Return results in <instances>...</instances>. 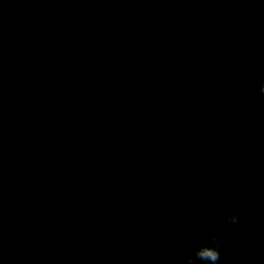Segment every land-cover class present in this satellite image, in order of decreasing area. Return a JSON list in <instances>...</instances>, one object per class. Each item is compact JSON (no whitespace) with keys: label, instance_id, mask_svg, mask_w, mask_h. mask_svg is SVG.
Returning <instances> with one entry per match:
<instances>
[{"label":"water","instance_id":"obj_1","mask_svg":"<svg viewBox=\"0 0 264 264\" xmlns=\"http://www.w3.org/2000/svg\"><path fill=\"white\" fill-rule=\"evenodd\" d=\"M262 75L264 0H0V264H264Z\"/></svg>","mask_w":264,"mask_h":264},{"label":"clouds","instance_id":"obj_2","mask_svg":"<svg viewBox=\"0 0 264 264\" xmlns=\"http://www.w3.org/2000/svg\"><path fill=\"white\" fill-rule=\"evenodd\" d=\"M254 103L257 108L264 109V75L259 77ZM225 224L231 226L232 231H236L240 219L236 214H229L225 217ZM221 250V238L210 233L203 242L192 247L190 254L185 257V264H227Z\"/></svg>","mask_w":264,"mask_h":264}]
</instances>
